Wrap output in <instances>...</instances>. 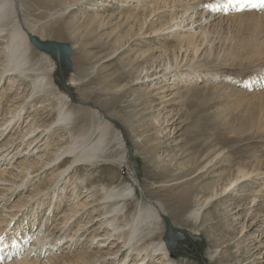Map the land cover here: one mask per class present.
<instances>
[{
  "label": "rangeland",
  "instance_id": "rangeland-1",
  "mask_svg": "<svg viewBox=\"0 0 264 264\" xmlns=\"http://www.w3.org/2000/svg\"><path fill=\"white\" fill-rule=\"evenodd\" d=\"M76 1L16 0L19 24L33 28L43 39L71 44L72 69L65 78L68 90H60L58 86L51 91L33 89L31 78L43 71L48 72L51 79L53 74L51 65L34 46L30 65L36 69L35 74L30 71L29 80L26 75L18 76L13 90L7 79L0 83L2 106L12 108L13 97L19 94V102L26 106L24 111L35 115L41 124L57 121L59 106L55 98L60 92L69 97L75 110L82 112L79 115L85 113L84 121L77 124L95 133V139L102 121L99 115L112 119L109 120L113 126L104 144L107 158L95 165L82 163L62 176V181L70 180L63 182L69 189L62 193L61 208L71 206V189L77 185L78 193L84 197L81 201L88 198L92 206L90 215L77 221H87L90 217L85 236L95 235L98 239L110 233L113 236L107 242L95 240L93 249L81 245L59 254L71 256L89 249L98 252L100 248L96 246L102 244L105 246L101 255L116 251L122 245L117 234H129L131 225L128 223L132 217L140 211L144 215L147 204L155 202L162 206L175 228L201 236L200 241L185 236L176 254L169 252L176 264H254L256 256H252L254 248L249 250V241L257 226L254 224L251 228L250 225L256 216L264 214V6L235 9L217 15L223 18L203 21L201 28L196 29L198 33L207 31L205 38L202 33L196 36L198 33H193L196 29L186 31L188 26L185 30H181L182 26L178 30L172 27V16L183 15L184 6H177L176 10L172 5L162 7L158 14L148 15L146 23L144 12L149 13L154 1L160 4L163 0H149L151 3L147 0L148 3L145 0V3L143 0H83L77 4ZM196 1L198 5L190 1L194 5L189 13L197 12L200 21L199 13L204 10L211 13L217 2L226 4L232 0ZM8 17L2 22L7 34L16 26L15 16ZM164 23L167 27L159 31ZM5 31H0V52L9 39ZM196 46L198 51H195ZM0 54V66H3L7 63ZM205 74L208 79L203 78ZM67 131L62 128L60 134L52 138L51 141L62 135L66 141L62 145L53 141L54 151L69 144ZM70 160L67 158L58 166L55 163L59 161L54 162L31 175L33 182L38 179L36 184L41 190L49 192L47 202L55 192L57 197L62 181L60 184L56 181ZM240 170L250 175L225 188ZM23 178L17 182L25 181ZM81 178L86 179L84 185L97 190L95 197L84 196L88 192L82 188ZM247 178L249 181L245 180ZM103 185L116 186L125 196H107ZM129 188H133L134 193L129 194ZM14 197L11 203L19 195ZM47 205L36 225L43 216H49L51 211ZM196 213L198 218L195 219ZM114 217L119 227L117 231L105 224ZM147 228V223L139 228L146 240L149 238ZM164 228L163 220L157 226L159 231L152 236L154 239L149 238L154 241H147L162 240ZM7 238L8 235L5 241ZM66 241L67 238L59 245L60 249ZM113 243L115 246L111 247ZM125 254L122 249L117 262ZM106 258L113 261L112 256ZM161 261V256H157L150 264Z\"/></svg>",
  "mask_w": 264,
  "mask_h": 264
},
{
  "label": "bare ground",
  "instance_id": "bare-ground-1",
  "mask_svg": "<svg viewBox=\"0 0 264 264\" xmlns=\"http://www.w3.org/2000/svg\"><path fill=\"white\" fill-rule=\"evenodd\" d=\"M82 1L83 0H78L76 1V4ZM147 1L151 3V1L149 0ZM147 1L145 0V2ZM190 1H195V4L197 2L196 0H163V2H160V4H158L159 1H154V2L152 1L153 6L151 5L152 7L149 13L144 12L143 16L145 18L143 20L144 22L147 23L148 20L147 16L152 13L158 14L159 9L162 7H169L170 5H172L173 7L171 8H174V10H176L178 8L177 6L179 7L184 6V8L186 9L182 8V11H184L183 15H179V16H177L176 14L173 15L172 17L174 18L172 22L174 23L173 24H171L172 22L170 23L168 22V23L171 24L172 27L174 25L173 28L177 27L176 30H178V28H180L181 26H182V29L180 28L181 30H183L185 27L188 26L186 28V31L191 30L190 32H192V30H195L198 27L201 28L204 22H210L212 20H215L216 18L222 17L220 15L217 16L219 13H228V11H232L235 9L242 11V9L245 8L249 9V8H254V6H260L258 0H254L253 2H249V1L247 2L245 0L244 1L232 0V1H227L226 4L217 2L216 5L210 11L211 13H206L205 10L202 13L198 12L202 20V21L200 20L201 21L200 22L199 20H197V16H196L197 12L195 14L194 12L189 13V10L193 9V7L191 8V5H194V3L193 2L190 3ZM143 2L144 0L142 1V3ZM17 5L18 4L16 0H0L1 33H3L6 30L5 28H7V27L5 28L2 27L3 26L2 22H6L5 18L8 19L9 15L15 16V21H16V26L13 28V30L12 31L8 30L10 32L9 34H7L5 31V33L9 35L8 36L9 39H7L8 41L4 46L3 52H0L5 57L4 61H6L7 63V64H3V66L1 64L0 66V83L1 81L7 79L11 90L14 89L18 76L21 78L20 75H22V77L26 75L27 80H29L31 76L30 75L31 73L29 72L30 71L33 72V70L34 71L36 70L33 69L34 67L32 68L30 65L31 63L30 55L33 52V48H32L33 44L29 40V35L32 34L38 36L41 40H50V39L41 38L40 36L42 35L39 36L38 33L36 34L33 28H30L27 25L19 24L16 16L18 9ZM196 5H198V3ZM165 12L168 11L165 10ZM137 13L138 15H140L139 12ZM188 13L189 15H187ZM231 17H233V15ZM226 18L227 19L225 20H228V17ZM6 24H4V26ZM149 24L153 25L151 24V22ZM163 27L164 29L167 27L165 23L162 27L159 28V31ZM168 29H170V27H168ZM154 30H155L154 32H156V29ZM203 31H201L200 33H202L203 36L206 38L208 32L207 31L203 32ZM196 32L197 29L193 31L194 34L198 33ZM200 33H198L196 36L200 35ZM204 37L203 39L205 40ZM194 49L196 48L194 47ZM198 49L199 47L195 51H198ZM41 54H42L41 56L44 57V61L45 60L46 62L48 61V63L51 65V67L49 68L51 74L53 73L52 79L48 72L43 71L44 73L41 72L38 73L37 74L38 76L36 78L30 79L33 85V89L35 90L38 88V90H40L39 88L42 89L48 88L51 91V89H53L54 87L57 88L58 86L59 88H61L60 90H65L63 84L61 83L63 76L62 72H64V75H66L68 72L66 71V65L64 60H61L59 62L57 58L55 59L49 54H46L44 52H41ZM205 75L206 76H204L203 78L208 79L207 77L208 74ZM19 96L20 95L18 94L15 97H13L14 103L12 105L10 104L12 108H4L2 106L3 101L0 98V190H1L0 202H3V204H0V262H2V264H126V261H128L129 264L130 262L135 261V264H150V261L153 262L157 256H161L162 261L160 264H176V262L170 257L171 255L169 252H171V249L169 248V246L166 245L163 239L160 240L158 243L147 241L149 238L154 236V234H156L157 230L159 231V229H157V226L160 225V223L163 221V217L167 216L164 213V209L162 208V206L159 205V203H155V202L147 204L146 208L144 209L145 211L143 210L144 215H142L143 212L140 211L136 217H132V219L128 223V225H131L130 226L131 232L129 234H125V235L122 233L120 235L117 234V240H121L120 243H122V245L116 251L114 252L109 251L107 252L106 255L104 256L101 255L103 253L102 248L105 246L104 244L96 246V248H100L98 252L91 250L93 249L92 244L99 237L93 235L87 238V236H85L86 235L85 233L88 232L87 230L89 227L88 225L89 223H91L90 217L88 216L87 221H82V222L80 221L79 223H77V221L83 218L85 215L87 214L90 215L89 210L90 208H92V206L89 201L91 200H88L87 198L84 201H81V199H83L84 197L83 196L81 197V194L78 193L77 185H76V187L74 186L71 189L72 190L70 194V198H72L71 206L69 205L70 207L65 209L61 208V204L63 202L62 193L69 189V188L66 189L67 187L66 184L63 185V182L65 181H62L63 179L62 176L65 173H67L71 168L73 167L76 168L78 165L82 163L95 165L96 163L100 162L101 159L107 158L106 157V155H108V153H106L107 148L104 147V144L106 143V137L108 136L109 131L111 130L113 124L109 120L110 118L105 119L104 116L99 115L98 113H96V111H94L95 115L96 114L99 115L102 120L97 127V129H99V134L95 139L94 138L96 136L95 133L93 134L87 128L86 129L85 127L83 128L82 125L79 126V124L81 123L77 124L78 121H84L85 113L79 115L82 112L81 111L79 112V110L78 111L75 110L70 105L69 97L61 92L59 96H57L58 98L57 99L55 98V100H57L58 102L57 106H59L58 113L56 112V114H58L57 121H53L48 125L43 124L44 122L41 124L38 122V118L35 117V115H33L32 113H28L27 110L24 111L26 109L25 108L26 106H24L22 103L19 102L21 97ZM62 128H66L68 130L67 132L69 137H67L68 139L67 143L69 144L66 145V147L64 148L63 147L59 148L61 149L60 151L59 150L54 151V147H53L55 145L54 142H57L56 145H62L63 142H66L64 141L65 138H63L62 135H58V137L53 140L54 142L51 141L54 135L60 134L59 131ZM67 158H71L70 164L66 169H63L60 172L59 178L56 181L59 184L62 181V183L58 188L59 192L57 193V197L55 196L56 194L55 192V194L51 197L52 199L50 198V201L47 202L49 196H46V194L49 192L41 190L40 185L36 184L38 179H36L35 182H33L34 177H31V175H33V173H35L39 169H43V168L45 169V167L57 161L59 162L55 163V165L58 166L63 161H66ZM132 175L134 176V171L132 172ZM249 175L250 173L248 171L240 170L239 175L236 177V179L228 183L225 188H228L229 187L228 185H231L232 183L241 181V179H244ZM20 177L22 178L24 177L25 179L23 178V180L25 181L21 182L22 180L21 179L20 182H17V180ZM248 179L249 178L245 180ZM69 180L70 178L66 180L65 183H68ZM80 183H82L83 185L86 184V179L81 178ZM76 184H78V182ZM81 186L78 188H81ZM82 188H86L87 189L86 191L88 192V194L84 196L86 197L96 196L97 190L96 191L92 190V187L90 188L84 185V187ZM102 190L107 194V196L108 194L110 196H119V198L120 196H125V194L121 193L123 191L119 192L116 186L103 185ZM132 193H134L133 188L129 190V194ZM14 195L15 197L19 195V197L18 198L16 197L17 199L14 202L12 201L11 203L10 201L12 200V197ZM59 196H61L60 199ZM253 202L254 204H257L256 199H254ZM119 203L116 204L120 207ZM45 205H47L48 209L51 210V212L49 216L46 217L43 216V218L41 217L42 218L41 222L36 225L35 223L38 221L39 217L41 216L43 207ZM56 211H59L57 215L55 214ZM194 217L195 219L198 218V214L197 213L194 214ZM20 218H22V221H19ZM116 219L117 218L115 217L108 221L106 219L107 223L105 224H107L108 228L113 231H117L119 228L118 225L115 224ZM76 223H77V225H75L76 228H74V230H71L72 226ZM143 223L148 224L147 229L149 230V234H148L149 238L147 240L139 230L140 226ZM254 224H256L257 228L254 229V231L256 232L252 233L251 235L252 240L249 241L250 244L249 250H252L254 248L253 250L254 253L252 251V256L253 255L256 256L255 259L253 260L254 264H264V214L263 215L260 214V217L256 216L255 221L253 220L252 225H250V227L253 228ZM244 229L245 228H243V230ZM7 235L8 238L5 241ZM140 235H142L143 237ZM192 235L195 236V234ZM112 236L113 234L110 233L108 234V236L106 237L103 236L98 240L99 241L105 240L104 242H107ZM66 238L67 241L64 248L60 249L59 245L64 240H66ZM153 239H149V240H153ZM88 243L90 244L88 245ZM114 243L112 244L111 247L115 246ZM254 245L257 246L253 247ZM80 246L82 248L91 247V249L79 251L71 256L59 254V252H62L66 249H69L68 250L69 252L71 251V249L73 250L76 248L78 249ZM122 249H124V252L126 251V254L122 259H120V262H117L118 261L117 257H119V253L122 251ZM108 256H112V258H110L113 260L112 262H109L108 260L109 258H106ZM90 258L91 260H89Z\"/></svg>",
  "mask_w": 264,
  "mask_h": 264
},
{
  "label": "water",
  "instance_id": "water-1",
  "mask_svg": "<svg viewBox=\"0 0 264 264\" xmlns=\"http://www.w3.org/2000/svg\"><path fill=\"white\" fill-rule=\"evenodd\" d=\"M29 40L33 44L35 48L40 50L41 52H44L46 54H49L53 58H57L59 62L61 60H64L66 65V71L67 74L62 76V84L65 90H68L65 84V78L70 74L72 69V62H71V55H72V46L69 43H63L58 42L54 40H41L38 36L35 35H29ZM65 71V70H64ZM112 121V119H110ZM163 220L165 222V233L163 236V240L166 243L167 246L171 249L172 255H175L177 252V248L182 245V242L180 241L185 236H189L190 238L194 240H201V236L192 235L191 232L184 230V229H177L173 226L171 223V220L168 216H164ZM203 262V261H202ZM204 264H207L206 262H203Z\"/></svg>",
  "mask_w": 264,
  "mask_h": 264
},
{
  "label": "snow or ice",
  "instance_id": "snow-or-ice-1",
  "mask_svg": "<svg viewBox=\"0 0 264 264\" xmlns=\"http://www.w3.org/2000/svg\"><path fill=\"white\" fill-rule=\"evenodd\" d=\"M258 2L261 6H264V0H258Z\"/></svg>",
  "mask_w": 264,
  "mask_h": 264
}]
</instances>
